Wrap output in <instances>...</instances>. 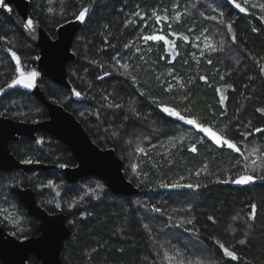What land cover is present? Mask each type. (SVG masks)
<instances>
[{
    "label": "trees",
    "instance_id": "obj_1",
    "mask_svg": "<svg viewBox=\"0 0 264 264\" xmlns=\"http://www.w3.org/2000/svg\"><path fill=\"white\" fill-rule=\"evenodd\" d=\"M27 1L29 15L51 37L82 7L89 9L67 65L68 81L81 95L46 79L39 86L81 122L94 143L114 149L139 193L111 194L90 176L66 182L61 165L75 164L68 149L38 132L34 139L10 141L9 149L19 161L55 168L0 171V225L18 239L39 234L38 222L15 194L30 187L46 212L66 215L64 264H264V161L248 173L245 160L250 148L264 149V132L255 131L264 129V0H236L245 11L231 0ZM217 28L225 44L194 46L198 35ZM145 35L164 39L145 41ZM4 47L17 53L25 69L38 56L0 13V88L14 74ZM161 105L212 126L242 152L218 147L193 126L172 121L158 110ZM0 116L34 122L47 114L33 96L14 89L0 95ZM237 175L253 180L222 182ZM27 264L38 260L29 256Z\"/></svg>",
    "mask_w": 264,
    "mask_h": 264
},
{
    "label": "water",
    "instance_id": "obj_2",
    "mask_svg": "<svg viewBox=\"0 0 264 264\" xmlns=\"http://www.w3.org/2000/svg\"><path fill=\"white\" fill-rule=\"evenodd\" d=\"M14 9L9 13L0 9V13L24 38L38 50L35 65L31 69L23 68L25 73L35 72V87L25 89L23 86L9 88L12 79L18 78L15 71L16 63L11 58L9 49L3 48L14 67L12 78L2 87L3 95L17 89L33 96L45 108L47 117L43 120L26 122L0 116V171L11 172L21 170L45 171L55 166L39 162L25 164L17 160L9 149L10 141H17L20 137L34 139L38 132H43L62 143L69 151L75 164L64 166L61 172L66 182L76 183L84 177H94L103 182L109 192L114 195L134 196L139 189L129 181L123 172L124 163L112 148H101L90 138L81 122L62 105L54 103L46 98L39 86L41 80H48L62 87L74 95L67 78V65L74 61L71 50L72 41L79 31L82 23L76 19L68 20L56 28L55 37H51L40 24L28 13L27 0H6ZM32 19V30H26V19ZM161 105L158 110L167 118L175 122H182L169 117L162 111ZM172 107V106H168ZM178 111L176 108L172 107ZM170 187H162L166 190ZM15 194L24 207L28 216L38 222L39 234L23 239H18L7 232L0 225V263L1 264H27L29 256L38 260V264H64L61 261V246L68 238L70 229L66 223V215L62 211L56 213L46 212L38 203L33 190L30 187H19Z\"/></svg>",
    "mask_w": 264,
    "mask_h": 264
},
{
    "label": "snow or ice",
    "instance_id": "obj_3",
    "mask_svg": "<svg viewBox=\"0 0 264 264\" xmlns=\"http://www.w3.org/2000/svg\"><path fill=\"white\" fill-rule=\"evenodd\" d=\"M49 2L51 3V0H49ZM231 2L234 4V6L236 8H239L241 11H245V9L241 6V4L237 3L236 0H231ZM245 2H247V0H245ZM262 7H264V6H262ZM0 9L6 10L9 13L14 11V9L9 5V3L6 2V0H0ZM88 13H89V9L87 7H82L81 10H79L77 13H74V16L78 22L84 23V22H86ZM220 14L222 16L224 15L223 12H221ZM137 15H139V14H137ZM210 18L215 19V17H210ZM23 26L26 30H29V31L32 30V28H33L32 19H30V18L26 19V22L24 23ZM143 39L145 41H159V40H163L164 37L161 35H145L143 37ZM214 50L215 49H213V51ZM9 52H10L11 58L16 63L15 71L17 73H19V77L12 79L11 82L8 84V87L9 88H15V87L23 86V88H25V89H33L35 87L34 77H35L36 73L35 72L25 73V72L21 71V62H20V59H19L17 53L15 51H12L11 49H9ZM209 62H211V61H209ZM121 67H124L126 70L125 65H121ZM2 92H4V89L0 88V93H2ZM74 95L79 97L81 95V93L74 92ZM117 107H119V105H117ZM162 111L165 114H167L169 117H173L179 121L185 122L187 125L193 126L196 130H198L199 133L206 136L210 141L214 142L218 147H221V148L227 147L228 149L233 150L237 153L242 152L241 148L237 144H235L234 142H232L226 138H222L221 135H219L218 132L216 130H214V128L212 126H204L203 124L197 122L194 119H188L183 114H181L179 111L174 110L172 107L164 106V107H162ZM258 111H259V109H258ZM255 131L256 132H264V129L257 128V129H255ZM190 150L192 152H196L197 148L195 145H193ZM140 151H143V149H140ZM246 159H247V157H245V160ZM23 163L31 164V163H33V161L30 159H25L23 161ZM253 163H255V161H253ZM61 166L63 167V165H61ZM196 175L199 176L200 173L197 172ZM252 180H253V177L250 175H237L236 177H234L230 180H224L222 182L223 183H233V184H237V185H246L248 183H251ZM172 187L176 188V187H180V185L174 184V185H172ZM184 187L192 189V188H199V185L198 184H186V185H184ZM251 207L255 208V205H252ZM156 211H159V209H156ZM209 219H212V218L209 217ZM249 219L254 220L255 214L250 213ZM188 223H191V221H188ZM239 243L244 244L245 240L241 239L239 241ZM221 248H223L226 256L230 257L233 260L237 259L236 255L233 251H230L227 248H224L223 245H221ZM165 255L167 257V254H165ZM169 259H171V258L169 257Z\"/></svg>",
    "mask_w": 264,
    "mask_h": 264
},
{
    "label": "rangeland",
    "instance_id": "obj_4",
    "mask_svg": "<svg viewBox=\"0 0 264 264\" xmlns=\"http://www.w3.org/2000/svg\"><path fill=\"white\" fill-rule=\"evenodd\" d=\"M207 16L210 17H214L213 11L212 9L209 10L205 13ZM211 19V18H210ZM213 21L215 19H212ZM212 21V26H214V22ZM215 31V30H214ZM222 32L217 28L216 32H211L209 31V33L206 31L204 33H201L200 35H198L195 40H194V46L197 47V49L199 50H203L205 48H207L208 46L210 47H215L218 44H225L224 41V37L221 34ZM216 37V38H215ZM220 37V38H219ZM255 151V152H254ZM264 151V149H262L261 151L258 150V148L252 147L250 148V153H248L247 155V171H249L248 173H250L251 171L255 170V167L257 165V161L260 160L259 163H261L262 161H264V153L260 156L261 158H258L259 154L258 153H262ZM257 152V155L255 154ZM253 161H255V163H253ZM130 166L132 168L133 164L130 163ZM196 263L193 261V264ZM174 264H179L178 262H175Z\"/></svg>",
    "mask_w": 264,
    "mask_h": 264
}]
</instances>
